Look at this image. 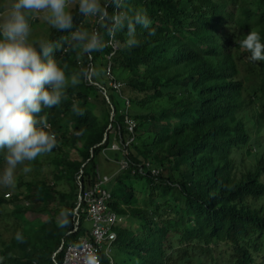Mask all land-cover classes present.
<instances>
[{
    "label": "trees",
    "instance_id": "1",
    "mask_svg": "<svg viewBox=\"0 0 264 264\" xmlns=\"http://www.w3.org/2000/svg\"><path fill=\"white\" fill-rule=\"evenodd\" d=\"M6 1L0 0V14ZM130 5L144 8L156 29L149 37L138 28L140 45L130 50L123 32L112 39L105 34L103 52L81 57L68 43L71 32L95 25L75 9L72 29L51 30L48 40L60 45L52 57L66 75L86 72L81 84H69L60 104L36 114L56 134L48 154L55 156L56 180L68 190L18 181L10 198L0 197V206L11 209L6 217L15 220L12 238L0 240V264H61L64 249L88 236L79 197L98 182L100 157L122 159L110 148L131 138L127 120L135 123L129 169L113 177L146 187L110 190L107 205L119 218L138 220L142 230L136 238L122 227L113 247L119 261L112 255L103 263L264 264V61L253 62L239 46L251 31L264 42V0ZM146 164L159 174H139ZM62 210L71 213L63 227ZM27 213L46 219L29 226ZM7 225L0 231L9 233Z\"/></svg>",
    "mask_w": 264,
    "mask_h": 264
},
{
    "label": "clouds",
    "instance_id": "2",
    "mask_svg": "<svg viewBox=\"0 0 264 264\" xmlns=\"http://www.w3.org/2000/svg\"><path fill=\"white\" fill-rule=\"evenodd\" d=\"M73 8L95 25L72 31L68 40L88 60L108 46L105 34L112 39L123 32L122 43L129 50L140 45L138 28L149 37L156 35L147 11L131 6L130 0H9L6 11L0 14V154L6 165L0 170V187H14L18 166L25 165L22 172H30L26 162L50 153L57 146L56 134L36 114L42 108L60 104L69 84L79 85L86 78L84 71L66 75V66L52 57L54 48L60 45L46 39H29L32 19L42 18L57 31L72 29ZM239 46L250 53L253 62L264 61V42L258 32L247 33ZM74 110L83 114L78 108ZM70 214L61 211V227L69 223ZM16 239L22 240V235L17 233ZM84 264H101L100 257L89 251Z\"/></svg>",
    "mask_w": 264,
    "mask_h": 264
},
{
    "label": "rangeland",
    "instance_id": "3",
    "mask_svg": "<svg viewBox=\"0 0 264 264\" xmlns=\"http://www.w3.org/2000/svg\"><path fill=\"white\" fill-rule=\"evenodd\" d=\"M9 4V0L6 1V4L4 5V11L1 13L3 14L6 9L7 6ZM75 9V8H73ZM86 22L91 24L87 18H86ZM31 23V28H32V33L31 36L29 37L30 40H36V39H46L48 40L49 36H50V32L52 30V28H50L44 21L42 18L40 19H32L30 21ZM73 153V152H72ZM112 154V153H111ZM107 154V156H103L99 158V166H98V175L99 178L106 176L109 178H112L111 181L106 184L105 189L110 192V190H114V192L116 194L119 193V189L120 187H122L123 185H134L135 189L137 192L142 190V187H146V183L144 181H137V182H130V181H125L123 184L119 183L115 178L113 177L117 172H118V165L116 163L115 160H120L121 158L119 156H114L113 154ZM116 157V158H114ZM55 156L52 154H44L42 156H39L36 158V160L32 161V162H26V165L29 166L31 168V171L28 173H23L22 172V168L25 165H21L18 166L17 170H16V182H15V186L18 183V181H22V182H37V181H43L47 186L52 187L54 190L58 191V192H64L68 190V186L64 183V181H57V177L58 176V172H57V167L55 166ZM5 163L3 164V166L0 168V170L3 169V167H5ZM156 169V168H155ZM118 175V174H117ZM14 186V187H15ZM14 187L12 188H6V187H0V197L3 196L5 197L6 194H10L12 196L13 194V190ZM145 195V194H144ZM10 196V197H11ZM137 198L138 202L141 203L143 202V193L138 194L137 193ZM264 203V200H263ZM53 208H55V206H53ZM11 215V209L9 207V205H2L0 206V230L3 228V226L5 224H8L7 227L10 229L9 233L8 232H2V237L0 238L3 239V241L7 244L8 241L12 238V225L15 222V220L10 217L7 218L8 216ZM7 216V217H6ZM46 218L44 216H35L33 215V213H27L25 215V221L30 223L28 224L29 226L31 225H35L34 221H42L45 220ZM120 225L118 224L117 228L115 229L116 234L118 235L119 231L121 230L122 227H124V230H126V233L129 234L131 231L133 232V234L135 235V237H138V233H140V231L142 230L141 227V223L138 220H132L130 218H124V219H120ZM85 229L89 230L90 229V223L86 222L85 223ZM28 228V227H26ZM113 256L114 258H116L117 261H119L120 258V253L117 249V247H115V249L113 250Z\"/></svg>",
    "mask_w": 264,
    "mask_h": 264
},
{
    "label": "built area",
    "instance_id": "4",
    "mask_svg": "<svg viewBox=\"0 0 264 264\" xmlns=\"http://www.w3.org/2000/svg\"><path fill=\"white\" fill-rule=\"evenodd\" d=\"M111 45L116 49V45L112 43ZM112 86L116 90L120 87L115 83L112 84ZM126 125L131 138L124 145L121 143L122 145L120 146L114 143L110 148L113 152L116 151L121 153L122 159L117 163L119 171H126L129 169V162L125 157L128 147L134 141L133 132L135 123L127 120ZM147 171H150L152 176H157L159 174V170L152 168L150 164H146L145 168H139V174L141 175H145ZM111 179L112 178L106 176L99 178L93 188L80 195L79 207L83 205L85 221L90 223L91 227L87 237L79 239L76 244L67 246L64 249L61 264H84L85 254L89 251H95L100 257L101 264H104V260L112 262L113 247L117 240L115 229L118 224L120 225L121 218L113 213L107 205L110 192L105 189V186ZM10 196V194H6L5 198H10Z\"/></svg>",
    "mask_w": 264,
    "mask_h": 264
},
{
    "label": "water",
    "instance_id": "5",
    "mask_svg": "<svg viewBox=\"0 0 264 264\" xmlns=\"http://www.w3.org/2000/svg\"><path fill=\"white\" fill-rule=\"evenodd\" d=\"M104 96H105V93H104ZM106 100L108 101V98L106 97ZM109 102V101H108ZM111 112H112V116H113V114H114V109L113 108H111ZM106 138H107V135L105 136V140H106ZM82 189L80 188V191H81Z\"/></svg>",
    "mask_w": 264,
    "mask_h": 264
},
{
    "label": "crops",
    "instance_id": "6",
    "mask_svg": "<svg viewBox=\"0 0 264 264\" xmlns=\"http://www.w3.org/2000/svg\"><path fill=\"white\" fill-rule=\"evenodd\" d=\"M86 222V221H85ZM90 230V229H89Z\"/></svg>",
    "mask_w": 264,
    "mask_h": 264
}]
</instances>
